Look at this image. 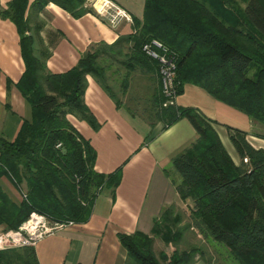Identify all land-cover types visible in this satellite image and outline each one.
<instances>
[{
    "label": "trees",
    "instance_id": "1",
    "mask_svg": "<svg viewBox=\"0 0 264 264\" xmlns=\"http://www.w3.org/2000/svg\"><path fill=\"white\" fill-rule=\"evenodd\" d=\"M86 0H10L0 10L18 36L23 72L15 88L29 108L12 141L0 135V178H6L20 195L11 202L0 189V225L15 230L35 212L52 222L85 223L95 198L108 192L113 200L121 167L109 174L93 170L95 153L68 122L71 116L93 132L100 125L83 102L89 76L113 103L130 117L144 120L152 137L159 124L167 129L184 119L196 138L170 160L179 182L174 190L189 202L187 214L173 206L152 220L149 234H118L127 258L134 264H193L204 260L201 245L219 243L235 264H264V152L253 148L248 134L225 126L240 162L234 165L214 127L193 108L162 107L158 63L141 47L156 41L174 66L175 96L184 85L201 89L211 99L264 126V0H143L140 20L131 18V32L107 45L91 44L73 67L53 74L47 71L41 51L33 55L30 16L52 4L72 19L93 14ZM138 75L146 81L145 95L135 97L136 112L118 98L128 94ZM116 84L117 93L113 90ZM259 139L261 136H254ZM246 159V163L242 159ZM187 216L186 224H181ZM195 229L199 246L179 250L177 245ZM157 238L166 249L154 253ZM205 247V248H207ZM211 249V247H210ZM169 253H166V251ZM16 260V261H15ZM0 264H37L30 247L0 251Z\"/></svg>",
    "mask_w": 264,
    "mask_h": 264
},
{
    "label": "crops",
    "instance_id": "2",
    "mask_svg": "<svg viewBox=\"0 0 264 264\" xmlns=\"http://www.w3.org/2000/svg\"><path fill=\"white\" fill-rule=\"evenodd\" d=\"M9 1L0 0V10L5 9ZM32 1L27 0V4ZM111 1L130 18L140 20L143 0ZM29 24L39 26L36 33L29 32L34 38L33 55L37 57L41 51L47 53L45 67L53 74L73 67L89 45L99 42L109 45L118 36L131 32L130 24L122 22L112 28L91 14L72 19L52 4L46 5L36 16H30ZM22 72L16 30L8 20L0 18V135L7 141L15 138L22 121L29 120V108L15 88ZM86 82L83 102L100 127L93 132L71 116L67 120L93 149V170L109 174L121 167L119 182L113 200L106 191L95 198L85 223L66 227L36 241L30 248L37 264H134L127 258L117 235L136 231L148 235L152 220L163 208L173 206L175 211H183L185 204L190 206L189 202H181L174 190L179 178L171 173L170 165L171 158L196 138L189 123L181 119L162 131L157 124L152 128V137L145 141L151 131L148 124L141 118L130 117L122 108L115 109L89 76ZM174 105L196 109L214 121L219 141L234 165L240 160L228 140L225 126L247 133L248 143L264 152V126L211 99L201 89L184 85ZM0 189L14 204L20 202V195L4 177L0 178ZM3 231L0 225V232ZM221 264L235 263L226 257Z\"/></svg>",
    "mask_w": 264,
    "mask_h": 264
},
{
    "label": "built area",
    "instance_id": "3",
    "mask_svg": "<svg viewBox=\"0 0 264 264\" xmlns=\"http://www.w3.org/2000/svg\"><path fill=\"white\" fill-rule=\"evenodd\" d=\"M83 6L90 9L93 15L103 20L109 27H116L122 22L131 24L130 16L111 0H86ZM141 50L158 63L161 93L165 98L162 107L174 105L176 96L173 86V64L166 58L165 51L156 41L144 44ZM242 162L246 163V159H242ZM72 225L70 222H52L45 216L32 212L17 229L0 232V251L31 247L41 238L53 235Z\"/></svg>",
    "mask_w": 264,
    "mask_h": 264
},
{
    "label": "rangeland",
    "instance_id": "4",
    "mask_svg": "<svg viewBox=\"0 0 264 264\" xmlns=\"http://www.w3.org/2000/svg\"><path fill=\"white\" fill-rule=\"evenodd\" d=\"M230 5L236 7L237 9H241L243 7V3L240 0H229ZM93 15V14H91ZM113 85V84H112ZM146 81L143 77H139L138 75H135L132 77L131 81H130V87H129V91L128 94L124 97H120L118 96L119 100L126 106H128L129 108H131L132 111L136 112L137 107L134 101L135 97H139V95H145L146 93ZM113 90L117 93V89H116V84L113 85ZM227 133V132H226ZM232 146V145H231ZM173 175L177 174L172 170L171 172ZM178 177V176H177ZM187 209L188 206H186V204L183 207V212L184 214H187ZM183 218V222L181 224H186L187 222V216L183 215L181 216ZM197 234V232L195 231V229H192V231H188L187 233H185L183 235V238L181 239V241L179 242V244L177 245V249L179 250H183L186 249L190 246H199V241L200 239H194V236ZM211 246L207 247L204 245H201L202 250H203V257L205 260H208L211 262V264H221V262L223 261L224 258H228V255L224 252L225 248L219 244V243H209ZM207 247V248H205ZM166 247L160 243V241L155 238L154 242H153V251L154 253H157L158 251H165ZM166 253H169V251L167 250ZM230 258V257H229ZM230 260V259H229ZM202 264H206L204 262V260H201Z\"/></svg>",
    "mask_w": 264,
    "mask_h": 264
}]
</instances>
